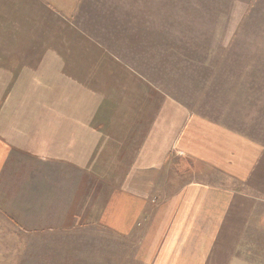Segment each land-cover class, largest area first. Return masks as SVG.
Segmentation results:
<instances>
[{"label":"rangeland","instance_id":"374dc122","mask_svg":"<svg viewBox=\"0 0 264 264\" xmlns=\"http://www.w3.org/2000/svg\"><path fill=\"white\" fill-rule=\"evenodd\" d=\"M188 114L223 125L193 132L211 158L263 153V194L264 0H0V138L15 149L0 264H177L189 239L191 262L264 264V228L253 233L263 198L247 187L234 198L246 206L227 215L248 229L218 244L202 235L212 207L187 217L180 200L191 185L220 194L242 182L175 148L154 154ZM143 158L147 189L102 191L107 174L121 184L125 159L130 173Z\"/></svg>","mask_w":264,"mask_h":264},{"label":"crops","instance_id":"0c3cea01","mask_svg":"<svg viewBox=\"0 0 264 264\" xmlns=\"http://www.w3.org/2000/svg\"><path fill=\"white\" fill-rule=\"evenodd\" d=\"M198 126L202 128L204 133L201 130H199ZM152 128L150 129V131L152 130ZM223 128H224L223 125L217 122L216 124L211 121L206 122L204 121V118L199 115L188 114L181 126L175 125L172 127V130L170 131L171 143H170V140H165L163 142L164 146L162 147V142L159 140L160 145L159 143L155 142L156 146L153 147V149H154V154H157V153L161 154L162 151L165 152L166 148H168V150H170L171 148H175L179 150L180 152L184 153L190 159L194 160V162H197L199 164L202 161L204 162L208 161L209 165L223 172V176L225 178L228 177L226 176L227 174H233L235 178L239 179L242 182L241 190H240L241 192L235 191L234 193H231L227 190H225V192L220 190L219 192L220 194L215 193V189L211 188L215 186L212 185L211 183L209 184V186L211 187H204L201 185H191L184 192L182 199L180 200L181 202L184 201V212L187 217H189L190 214H192L194 217H197L198 216L197 214H199V207L202 208V212L212 207V210L216 213V215H210L211 219L207 221L209 222L207 229H212V230H206L205 233L202 232V235L203 236L207 235L208 237H214V239L217 238L218 241L216 243L225 245L226 243L235 241L239 237L238 229L240 227L243 228L244 230L248 229L247 224H243L241 226L242 222H244L242 218L236 217L237 219H234V217L232 218L231 215H227V214H230L231 212H236V211L241 212V208H240L241 204L242 206H246L245 202H242V203L239 202L237 204L235 203V206L237 207V209L232 208L234 198L237 195L245 197V194L247 195V192H246L247 191L246 187H247L249 190L248 194L253 195L252 196L253 199H255L256 197H262L264 201V189L262 190L263 194L255 193L257 192L258 188L254 187L255 186L254 182H256L257 180L260 181V177H261L260 175L262 174V171H261L262 161L261 160L263 158V153H261L257 159L254 158L251 162L246 163L245 155L243 156L241 154L235 155L234 153L235 150H232L227 155L225 160L219 161V159L216 160V157L211 158V154L205 152L203 141L196 139L193 135V132L199 131L204 136H207L206 133L210 132V130L219 132L223 130ZM156 129L157 131H159L158 127ZM92 143L94 142L91 140V144ZM14 150H13L12 145L8 141H3L0 138V190L1 189L4 190L3 194L0 195V198L4 199L3 197H6V198L11 197V201L15 197V191L13 189V184H12L14 180H11L10 179L11 176L5 174L4 172H7V169L9 168V165L7 163L11 160ZM97 152H98L97 149H92V147L90 148V152H89L90 162L93 161V159L95 160V164L93 165L90 164V167L94 170H96V167L98 164L97 163L98 158L94 157L97 154ZM27 153H31V152L27 151ZM144 155H145V152L143 151L142 156ZM42 157L45 158L46 156L42 155ZM105 158L111 159L112 161L113 160V150L112 152H106ZM144 159L145 158H143L142 160L133 159L131 165H132V171L134 169V172L130 171V173L129 172L124 173L126 169L130 166V161L125 159L124 162L126 161V166L123 167L124 166V162H123V166L121 168V170H123L122 175H121L122 176L121 184L118 183V185L115 186L114 183H110L109 177L112 178L113 181H115V177L113 175L107 174L105 177V182H104L102 191L104 189L107 195L114 197L115 193H118L119 195L123 196L126 194L125 193L126 191L129 192V194H132L133 189L135 187H137L138 190L140 189V186L144 187L148 180H152L150 179L149 176L145 174V172H142L143 170L139 171V169L136 168L137 165H140V162H144ZM111 161L109 162V164L114 165V163H112ZM230 171H232L233 173H230ZM29 180L30 178L26 180V185L28 184L27 182H29ZM92 182H93V179L90 180L89 178V183H88L89 189L92 187L91 185ZM56 183H59V182H56ZM150 184L151 183H148L146 185V189L148 186H150ZM224 184H226V181L221 183V186H222L221 188L229 187V186H226L227 184L226 185ZM40 187L43 188L44 184ZM117 187H120L121 188L120 191L124 193L120 192L117 189ZM115 190H117L118 192H115ZM142 190L145 191L144 188H142ZM206 200H210V204H208ZM181 206H182V203L179 207L176 208V213L183 211ZM204 207H206V210H204ZM49 210L50 208L46 210V208L43 207L42 213L48 212ZM260 221L261 223H256V226L253 225V228H254L253 233H258L259 231H261V229L264 228V216H262V219ZM175 228L176 229H174L173 231L180 230L179 226H175ZM241 237L244 238L246 237V235L242 234ZM259 239L261 240V238ZM206 243H215V242L208 241ZM189 246H190V239L186 243V246H183L182 248L179 249V252L183 254V258L180 259V261H175L177 264H197V263L190 261L194 250ZM196 255L197 257H202L204 255L202 249H200L199 253H197Z\"/></svg>","mask_w":264,"mask_h":264}]
</instances>
